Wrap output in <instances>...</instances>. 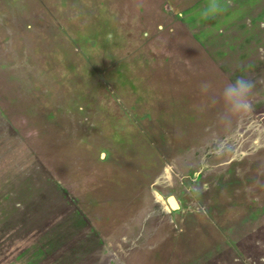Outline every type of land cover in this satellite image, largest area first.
<instances>
[{
    "label": "rangeland",
    "instance_id": "1",
    "mask_svg": "<svg viewBox=\"0 0 264 264\" xmlns=\"http://www.w3.org/2000/svg\"><path fill=\"white\" fill-rule=\"evenodd\" d=\"M29 1L0 0V264H127L121 244L109 250L81 213L75 181L54 180L57 165L43 163L41 149L32 146L36 131L21 103L28 77L39 75L30 64L40 29L59 42L50 51L64 50V64L50 54L60 67L48 68V76L87 82L99 108L118 112L115 98L137 85L187 98L192 131L159 165L160 200L176 221L170 231L144 238L132 264H264V58L248 78L250 112L225 116L221 95L239 78V62L226 59L222 24L232 38L239 28L238 36L246 35L264 11L249 9L254 0H218L221 10L208 16L212 0H46L49 13L41 19L24 11ZM63 24L73 25V36L62 35ZM121 28L134 40L145 35L105 63L107 44ZM155 40L163 44L152 45L156 51L143 68L126 72L124 61Z\"/></svg>",
    "mask_w": 264,
    "mask_h": 264
},
{
    "label": "crops",
    "instance_id": "2",
    "mask_svg": "<svg viewBox=\"0 0 264 264\" xmlns=\"http://www.w3.org/2000/svg\"><path fill=\"white\" fill-rule=\"evenodd\" d=\"M24 11L31 18L37 12L43 19L48 16L49 6L46 0H30ZM68 27L63 24L61 33L71 37L74 28ZM44 32L40 29L33 37L34 61L30 65L39 69V75L28 77L26 97L21 103L24 116L29 118L27 125L36 131L37 139L32 146L41 149L47 159L43 163L57 165L54 180L75 181L73 194L79 199L81 213L109 250L113 251V244H121L122 260L132 264L131 256L144 238L170 231L176 221L170 207L160 200L164 184L159 165L162 158L169 157L171 149L181 147L182 138L186 141L187 133L192 131L187 98L178 97L165 87L159 94L147 92L149 89L145 93L146 88L137 85L131 91L126 88V94L115 98L121 106L118 112L99 108L96 98L90 96L87 82L48 76V68L60 67L49 56L59 55L63 63L64 50L61 47L59 52L50 51L59 42L50 41L48 31ZM125 32V28L115 31L107 44L110 49L103 57L105 63L127 54L145 35L137 34L139 37L134 40ZM143 43L141 49L124 61L126 72L142 69L156 46L163 44L162 40L144 46ZM123 79L127 81L129 77ZM20 107L16 109L22 110ZM98 115L104 118L100 124ZM154 184H158L157 188H153Z\"/></svg>",
    "mask_w": 264,
    "mask_h": 264
},
{
    "label": "trees",
    "instance_id": "3",
    "mask_svg": "<svg viewBox=\"0 0 264 264\" xmlns=\"http://www.w3.org/2000/svg\"><path fill=\"white\" fill-rule=\"evenodd\" d=\"M263 2L264 0H254L253 7L249 9L256 10L260 13V11H264ZM235 22L236 21L232 23L235 24ZM253 23L254 31L249 34L238 36L244 33L243 31H241V28H239L238 34H235L234 37L237 38V40H234V38H232L231 36L233 34V32L231 31V27L229 25L222 24L223 33L221 31V35L223 36V38H225V41L227 43L225 48L227 55L226 59L228 61L230 58H235L236 61L239 62L237 67L239 71V78L243 77L245 79H248L251 77V75H255V67L259 65V61L264 58V18L260 19L257 17L253 20L252 24ZM245 37L248 38L246 41L243 39ZM244 43L247 44L244 45ZM251 69H253V71Z\"/></svg>",
    "mask_w": 264,
    "mask_h": 264
},
{
    "label": "clouds",
    "instance_id": "4",
    "mask_svg": "<svg viewBox=\"0 0 264 264\" xmlns=\"http://www.w3.org/2000/svg\"><path fill=\"white\" fill-rule=\"evenodd\" d=\"M221 10L218 0L212 3L204 15L216 13ZM207 85L202 86V90H207ZM254 84L243 77L236 79L225 85L222 91V100L225 106V116H244L251 111V97L253 95Z\"/></svg>",
    "mask_w": 264,
    "mask_h": 264
},
{
    "label": "water",
    "instance_id": "5",
    "mask_svg": "<svg viewBox=\"0 0 264 264\" xmlns=\"http://www.w3.org/2000/svg\"><path fill=\"white\" fill-rule=\"evenodd\" d=\"M169 202H170V205H171L173 208H176V207H177L176 200H175L173 197H171V198L169 199Z\"/></svg>",
    "mask_w": 264,
    "mask_h": 264
}]
</instances>
